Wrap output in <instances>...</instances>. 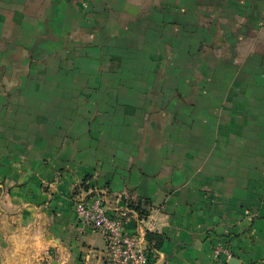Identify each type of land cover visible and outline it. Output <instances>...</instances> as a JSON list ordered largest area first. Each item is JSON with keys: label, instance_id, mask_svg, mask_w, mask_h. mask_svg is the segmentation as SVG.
Returning <instances> with one entry per match:
<instances>
[{"label": "crops", "instance_id": "0c3cea01", "mask_svg": "<svg viewBox=\"0 0 264 264\" xmlns=\"http://www.w3.org/2000/svg\"><path fill=\"white\" fill-rule=\"evenodd\" d=\"M77 195L264 264V0H0V264H105Z\"/></svg>", "mask_w": 264, "mask_h": 264}, {"label": "built area", "instance_id": "2783aa9c", "mask_svg": "<svg viewBox=\"0 0 264 264\" xmlns=\"http://www.w3.org/2000/svg\"><path fill=\"white\" fill-rule=\"evenodd\" d=\"M73 212L83 227L103 235L106 242L105 264L151 263L153 256L142 236L125 231L128 209L110 216L99 197L86 199L83 195H77L73 202ZM213 254L215 257L222 255L228 260L232 258V252L222 246H217Z\"/></svg>", "mask_w": 264, "mask_h": 264}, {"label": "trees", "instance_id": "16d2710c", "mask_svg": "<svg viewBox=\"0 0 264 264\" xmlns=\"http://www.w3.org/2000/svg\"><path fill=\"white\" fill-rule=\"evenodd\" d=\"M136 210H138V208H136ZM140 216H144L145 212L141 211L139 212ZM145 242L147 243L149 251H154L157 248H159L163 242V238L156 234V233H152V232H146L145 234Z\"/></svg>", "mask_w": 264, "mask_h": 264}, {"label": "water", "instance_id": "95a60500", "mask_svg": "<svg viewBox=\"0 0 264 264\" xmlns=\"http://www.w3.org/2000/svg\"><path fill=\"white\" fill-rule=\"evenodd\" d=\"M231 261H233V258H232V259H230V262H231Z\"/></svg>", "mask_w": 264, "mask_h": 264}]
</instances>
